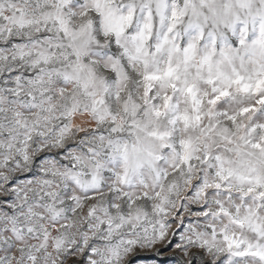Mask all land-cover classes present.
Listing matches in <instances>:
<instances>
[{
	"label": "snow or ice",
	"instance_id": "snow-or-ice-1",
	"mask_svg": "<svg viewBox=\"0 0 264 264\" xmlns=\"http://www.w3.org/2000/svg\"><path fill=\"white\" fill-rule=\"evenodd\" d=\"M180 229L178 264H264V0H0V264Z\"/></svg>",
	"mask_w": 264,
	"mask_h": 264
},
{
	"label": "rangeland",
	"instance_id": "rangeland-1",
	"mask_svg": "<svg viewBox=\"0 0 264 264\" xmlns=\"http://www.w3.org/2000/svg\"><path fill=\"white\" fill-rule=\"evenodd\" d=\"M28 178L25 175H21L20 179ZM182 229L177 230L171 243V247L160 246V251L157 254L154 250L142 253L136 261V264H178L180 259L179 255L173 256L171 253L175 249L176 243L179 242V234ZM195 264V262H194Z\"/></svg>",
	"mask_w": 264,
	"mask_h": 264
}]
</instances>
